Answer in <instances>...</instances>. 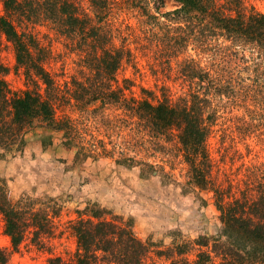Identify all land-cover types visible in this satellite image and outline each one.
Masks as SVG:
<instances>
[{
	"label": "rangeland",
	"instance_id": "obj_1",
	"mask_svg": "<svg viewBox=\"0 0 264 264\" xmlns=\"http://www.w3.org/2000/svg\"><path fill=\"white\" fill-rule=\"evenodd\" d=\"M245 1L264 13V0ZM3 2L0 0V13L4 12ZM177 6L175 0H165L162 11ZM117 9L115 27L134 30L140 39L131 38L138 56L123 61L111 89L122 88L129 98L156 102L163 98L161 86L167 85L175 99L187 96L189 87L174 78L175 67L189 54L196 55L195 49L170 56V68L166 63L168 48L149 43L143 48L146 40L131 9L126 4ZM36 31L50 52L46 66L63 91L67 90L66 81L82 80L87 69L79 46L61 37L50 24L36 26ZM115 36L120 45V35ZM229 43L223 39L211 42L196 58L207 69H214L209 63L212 54L223 56L226 69L222 74L236 78L233 82L241 88L237 101L225 104L214 97V104L222 109L208 139L211 178L222 187L230 185V192L241 196L247 185L255 190L256 182L264 178V142L259 141L260 129L246 126L252 117L250 103L241 99L242 92L256 80L258 59L250 46ZM229 46L235 52L225 57L220 50ZM257 63L263 70L264 60ZM0 77L8 84L9 96L20 94L29 84L35 86L22 69H16L14 47L6 39L0 45ZM101 104L82 108L61 97L55 102L56 114L74 128L56 130L35 118L19 141L0 145V196L5 194L13 205L22 200L35 209L46 208L51 218L39 238L30 230L19 249L13 250L0 212V249L7 254L6 264H50L54 256L72 260L77 250L72 224L94 212L132 225L135 235L148 246L143 264H194L200 248L198 236H209L211 244L218 236L221 221L215 193L193 184L176 131L157 138L137 124L136 116L128 118L119 105L98 109ZM254 190L250 191L253 195ZM180 250L183 253L179 254Z\"/></svg>",
	"mask_w": 264,
	"mask_h": 264
},
{
	"label": "trees",
	"instance_id": "obj_2",
	"mask_svg": "<svg viewBox=\"0 0 264 264\" xmlns=\"http://www.w3.org/2000/svg\"><path fill=\"white\" fill-rule=\"evenodd\" d=\"M175 1L177 8L163 12L165 0H4L0 45L2 39L13 45L16 69H22L35 86L29 84L20 94L9 96L8 84L0 77V145L19 141L35 118H41L56 130L66 132L74 128L56 114L55 102L61 97L82 108L99 101L102 104L98 109L119 105L128 118L136 116L137 124L157 138L176 131L193 184L215 193L221 230L212 244L209 236H198L196 244L200 248L194 264H264V178L256 182L255 190L247 185L241 196H234L230 185L222 187L210 176L208 139L222 109L214 104V97L225 100V104L237 101L241 88H236L233 82L236 78L222 74L221 70L226 69L223 56L212 54L209 63L214 69H207L196 58L208 50L211 42L223 39L230 46H250L257 62L264 60V13L245 0ZM123 4L139 23V32L146 40L143 48L147 43L168 48L166 63L170 68V56L195 49L196 55L189 54L178 67L174 66L177 72L174 78L189 87L187 96L175 99L167 85L161 86L163 98L156 102L129 98L122 88L111 89L123 61L138 56L131 47V38L140 39L137 33L130 29L121 31L113 23L117 7V11L121 10ZM46 24L82 51V65L87 69L84 78L66 81V91L46 66L50 52L36 31V26ZM116 33L121 37L120 45L116 44ZM230 46L220 53L225 57L234 53ZM256 63V80L243 91L245 94L242 92L241 99L250 103L252 117L246 120V126L260 129L259 141L264 142V69H258L260 64ZM241 82L242 79L238 80ZM252 190L256 194L250 193ZM21 202L13 205L5 194L0 196V212L13 250L19 249L30 230L39 238L51 221L46 208L35 209ZM72 228L77 238L74 258L54 256L49 259L50 264H143L148 252L147 244L135 235L131 224L105 218L97 212L80 217ZM6 263L7 254L0 249V264Z\"/></svg>",
	"mask_w": 264,
	"mask_h": 264
}]
</instances>
